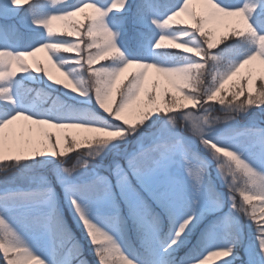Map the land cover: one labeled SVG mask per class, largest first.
<instances>
[{
	"label": "snow or ice",
	"instance_id": "6c2138e0",
	"mask_svg": "<svg viewBox=\"0 0 264 264\" xmlns=\"http://www.w3.org/2000/svg\"><path fill=\"white\" fill-rule=\"evenodd\" d=\"M0 258L264 264V0H0Z\"/></svg>",
	"mask_w": 264,
	"mask_h": 264
},
{
	"label": "rangeland",
	"instance_id": "374dc122",
	"mask_svg": "<svg viewBox=\"0 0 264 264\" xmlns=\"http://www.w3.org/2000/svg\"><path fill=\"white\" fill-rule=\"evenodd\" d=\"M38 56H39L40 59H44V53H40V54H38ZM254 115H255V118L258 119V120L262 118V117H261V114H260L258 111H257ZM73 226H74V225H73ZM74 229H75V226H74ZM75 230L77 231V233H76L77 236L80 237L81 241H82L83 244H84V250H85V253H86L88 259H89V260H94L95 258H94L93 255H92V249H91V247L89 246L87 240L84 239L83 233H82L80 230H78V229H75ZM3 264H4V262H3Z\"/></svg>",
	"mask_w": 264,
	"mask_h": 264
},
{
	"label": "trees",
	"instance_id": "16d2710c",
	"mask_svg": "<svg viewBox=\"0 0 264 264\" xmlns=\"http://www.w3.org/2000/svg\"><path fill=\"white\" fill-rule=\"evenodd\" d=\"M74 227V226H73ZM75 230V229H74ZM76 231V230H75ZM76 233H77V231H76ZM3 259L2 258H0V264H3Z\"/></svg>",
	"mask_w": 264,
	"mask_h": 264
}]
</instances>
